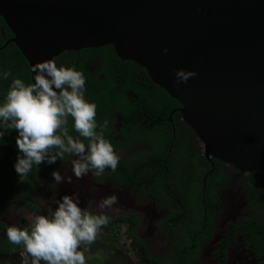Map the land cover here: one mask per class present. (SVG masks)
<instances>
[{
    "label": "flooded vegetation",
    "instance_id": "af4514ba",
    "mask_svg": "<svg viewBox=\"0 0 264 264\" xmlns=\"http://www.w3.org/2000/svg\"><path fill=\"white\" fill-rule=\"evenodd\" d=\"M13 36L0 15V105L7 95L3 89L14 80L3 79L9 67L16 66L25 85L33 84ZM52 61L83 74L84 95L99 93L112 81L114 87L105 93L97 118L104 138L120 156L119 164L115 171L106 168L99 176L89 172L77 179L70 164L75 157L65 154L51 165H33L22 182L19 176L4 181L1 237L10 226L30 230L26 215H50L48 209L55 210L56 200L77 194L81 208L110 217L95 243L80 247L85 257L101 256L98 263L86 258V264H264V169L241 171L205 157L203 143L183 121L177 101L172 98L176 103L170 105L160 94L159 106L151 108L155 90L143 72L137 73V64L120 59L113 46L66 50ZM107 102L113 105L105 109ZM71 122L69 116V135ZM71 136L85 143V138ZM17 137L8 147L10 159L19 154ZM54 171L71 176L72 183L57 185ZM113 194L119 203L100 209L99 201ZM192 206L199 211L191 214ZM22 250L1 248L0 264H22Z\"/></svg>",
    "mask_w": 264,
    "mask_h": 264
},
{
    "label": "water",
    "instance_id": "95a60500",
    "mask_svg": "<svg viewBox=\"0 0 264 264\" xmlns=\"http://www.w3.org/2000/svg\"><path fill=\"white\" fill-rule=\"evenodd\" d=\"M0 15L33 84L37 62L111 45L177 101L205 157L264 169V0H0Z\"/></svg>",
    "mask_w": 264,
    "mask_h": 264
},
{
    "label": "clouds",
    "instance_id": "9594fccd",
    "mask_svg": "<svg viewBox=\"0 0 264 264\" xmlns=\"http://www.w3.org/2000/svg\"><path fill=\"white\" fill-rule=\"evenodd\" d=\"M31 71L35 73V83L25 85L21 79H14L0 105V140L10 130L18 132L16 145L20 155L14 167L20 181L28 176L33 165H51L65 154L75 157L70 164L77 179L89 172L99 176L106 168L115 171L120 156L104 138L103 128L96 131V105L84 98L83 74L74 68L58 67L53 61L37 62ZM10 75L3 73V79ZM194 76V71L176 72L178 82L187 83ZM69 116L75 130L89 141L87 146L69 135ZM52 177L57 185L72 183L71 176H62L58 171ZM55 203V210L48 209L50 215H26L30 231L17 226L7 228L9 242L23 245L22 264H86L81 245L95 243L101 228L109 223V216L93 215L81 208L77 194L64 195ZM118 203V196L113 194L102 198L98 207L112 209Z\"/></svg>",
    "mask_w": 264,
    "mask_h": 264
},
{
    "label": "trees",
    "instance_id": "16d2710c",
    "mask_svg": "<svg viewBox=\"0 0 264 264\" xmlns=\"http://www.w3.org/2000/svg\"><path fill=\"white\" fill-rule=\"evenodd\" d=\"M131 63H133V62H131ZM133 64L136 65L135 63H133ZM136 67L139 70L137 73L143 72L144 73V77L149 81L150 85L152 86L153 92L155 90V93H153L154 96L151 99H149L150 100L149 106L151 108H154L155 109V108H157L159 106L160 94L165 95L169 99V103L168 104L174 105L176 103L172 99V97L164 89H162L161 87L155 85L154 83H152L150 81V79H149V77H148V75H147V73H146L145 70H143L138 65H136ZM9 72L11 73V75L9 76V78H11V79H19V76L17 75L18 71L16 69V66L9 67ZM27 85H30V83L27 82ZM135 85H138V83H136ZM113 87L114 86L112 84V81L110 82L108 80L107 83L103 84V86L101 88V91H99V93H97V92H94V93H86L84 95V98H85V100L87 102L94 103L96 105V117H95V120H96V124H97L96 131L98 133L101 130L100 126H102V124L100 122V119L97 118V116L99 115L98 114V110H99V107L103 104V102H105V99H104L105 93H107L108 90L109 89H112ZM130 87H132L133 89H135L137 92H140V89H138L137 87H135V86H130ZM9 89H10V87L9 88H5L3 90H5V93L7 94V92L9 91ZM128 89H131V88H128ZM2 97H3V94L0 95V98H2ZM110 105H113V103L107 102L105 104V106H106L105 109H108V107ZM101 120H103V119H101ZM69 128H72L70 135L82 137V136H80V134L74 128V120H73V118H72L71 124L69 125ZM16 135H18V132L16 130H10V131H8L4 135L3 139L0 140V185L4 181H7L9 179H13L14 180L18 176V174L15 171L14 165H15V163L17 161V156L20 155V153L19 154H17V153L14 154L11 159L8 157V147H10L12 145V143L14 142V139H15ZM84 142H85V144H87L89 141L87 139H84ZM9 161H10V164L8 165ZM188 202H191V201H188ZM190 211H191V214H193V212L194 213H197L199 211V208L196 207V206H192L190 208ZM0 227H1V224H0ZM7 245L8 246L9 245H12V246H14V248H21V247H23V245H14V244L10 243L9 240L7 239V235L5 236V238L0 236V249L1 248H4V247H7Z\"/></svg>",
    "mask_w": 264,
    "mask_h": 264
},
{
    "label": "rangeland",
    "instance_id": "374dc122",
    "mask_svg": "<svg viewBox=\"0 0 264 264\" xmlns=\"http://www.w3.org/2000/svg\"><path fill=\"white\" fill-rule=\"evenodd\" d=\"M81 247H82V245H81ZM85 258H87L88 261L93 262V263H96L95 262L96 260H97V263L101 260V256L96 257V256H93L92 254H88V256H86Z\"/></svg>",
    "mask_w": 264,
    "mask_h": 264
}]
</instances>
